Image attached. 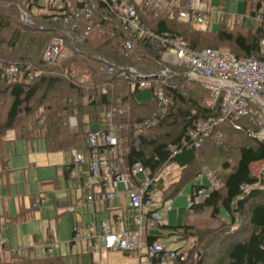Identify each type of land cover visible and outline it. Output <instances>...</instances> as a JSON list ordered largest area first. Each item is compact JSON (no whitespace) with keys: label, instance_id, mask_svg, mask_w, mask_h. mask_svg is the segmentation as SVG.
<instances>
[{"label":"trees","instance_id":"1","mask_svg":"<svg viewBox=\"0 0 264 264\" xmlns=\"http://www.w3.org/2000/svg\"><path fill=\"white\" fill-rule=\"evenodd\" d=\"M36 6V0H0V72L10 65H29L31 68V77L29 78L28 73L25 74L29 81L0 79V101H3L2 106L0 104V179L8 178L11 172L9 158L16 153L18 140L42 137L50 152H69L75 149L88 154V132L93 129L90 128L91 125H99V129L104 131H110L112 126H115L116 132L125 140L122 158L124 168H131L140 162L149 169L151 177L157 176L170 161L177 162L182 168L179 182L173 183L167 189L159 187L162 189L160 205L163 206L168 200L176 197L188 181L197 180L201 168L198 164L195 166L196 162L210 167L211 160H216L217 157L211 159L212 156L205 160V157L209 156L208 153L200 158L199 152L204 143L213 140L224 146L223 139L227 134L225 130H229L231 134L239 132L248 137L247 130L253 126L247 119H228L213 130L210 137L202 142L201 147L184 148L178 155L171 157L169 146H179L194 123L220 117L222 98L213 107L211 89L207 85L195 82L186 84L184 69L170 66L172 72L168 84L163 89L171 99L167 113L160 115L152 89V100L138 103L136 95L140 91L133 87L132 79L124 77L119 70L113 76H108L103 71V63L96 55L103 60L113 58L143 73L163 69L158 52L149 53L146 43L139 41L137 45L142 54V66L136 58L124 57L120 52V45L104 37H93L78 44L79 51L72 50L61 64L51 65L44 59L45 51L49 41L58 35L57 31L61 27L57 23L49 22L48 16L38 14ZM23 12L27 14L29 21H24ZM148 26L157 33L180 37L193 49L218 50V47L228 46L226 48L232 57H256L264 60V52L261 49L264 27H258L255 32H241L237 27L230 31L224 24L217 31H209L189 22L176 20H162ZM37 71H41L39 76H35ZM178 79L184 80L181 88L177 84L180 82ZM104 85L107 86V91H104ZM206 97H211L210 102ZM110 104H118L124 109L123 114L116 113L109 120L105 116V110ZM71 118L77 120V133L71 131ZM86 118L88 121H85ZM141 123L144 126L138 133L135 125ZM234 124H238L240 129H235ZM123 126H128V130ZM11 132L14 133V138L8 137ZM248 140L249 143L238 147L237 161L232 167L224 159L225 146L218 148L224 156V162L217 159L220 169L215 166L214 171L222 183L223 190L212 192L203 203L188 209L194 213L210 209L213 217L225 215L233 219V222L235 210L248 216L247 228L224 237L220 248L213 255L216 256L217 264H264V173L260 177L252 170L254 163L264 161V143L252 138ZM221 167L228 171H222L221 174ZM72 168L71 163L66 167L70 176ZM86 176L85 173L80 177L83 182ZM244 185H250L252 188L245 191ZM102 191L106 193L103 186ZM42 197L45 199L43 195ZM39 208L31 204L29 210L33 212ZM19 218L20 216L16 215L7 219L5 215H0V227L2 220L4 223H11ZM163 228L179 229L175 226ZM182 228L185 229V237L197 235L198 240H203L204 235L202 236L201 232L199 234L193 227ZM74 233L75 231L73 235ZM54 240L55 237L52 236L48 241L50 243ZM155 240L157 239L149 237L147 244L150 245ZM21 255L18 250L12 252L11 261L1 264H65L63 259L57 256L34 259L27 249ZM152 260L154 264L158 263V259ZM201 263L202 261L199 262Z\"/></svg>","mask_w":264,"mask_h":264},{"label":"built area","instance_id":"2","mask_svg":"<svg viewBox=\"0 0 264 264\" xmlns=\"http://www.w3.org/2000/svg\"><path fill=\"white\" fill-rule=\"evenodd\" d=\"M36 4L35 10L38 14L48 16L49 22L57 23L61 27L57 31L58 35L49 41L45 51L44 59L49 64H61L69 53L68 47H72L75 52L79 51L78 44L93 37L110 39L120 45V52L124 57L141 60L142 54L137 45L139 41L146 43V50L151 53L158 52L163 69L141 73L135 67L117 68L114 64L100 57L99 59L105 63L104 66H111L107 72L103 70L108 76H113L115 70H119L124 77L132 79L133 87L139 90L152 89L161 116L167 113L171 104V99L163 91L168 84V74L172 72L170 66L184 69L183 75L189 81H203L211 89L213 107L222 98L220 117L194 123L179 146H169L171 157L178 155L184 148L201 147L202 142L212 134V130L228 119L247 118L253 126L247 130V136L264 143V60L256 57L235 58L211 48L193 49L180 37L157 33L148 26L162 20H176L189 22L197 27L204 25L205 30H209L208 20L211 17L224 16L219 10L215 11L211 3L200 1L197 8L194 7V0H36ZM251 12L255 23L264 27V2L254 0ZM22 17L24 21H29L25 12ZM71 25L75 26L72 29L76 32L65 31ZM30 71L29 65H10L2 69L0 79L29 81L25 74L28 73L30 78ZM40 74L41 71L35 72V76ZM153 78L156 81L152 82ZM103 89L107 91V86L104 85ZM120 109L118 104H110L105 110V116L111 120L114 114L124 112ZM143 126V123L135 125L138 133L142 131ZM234 127L240 129L238 124H234ZM111 129L89 130L88 154L75 149L69 151V160L73 165L71 175L75 178L85 173L87 175L83 185L88 191V202L93 201L92 191L95 183L100 182L106 189V200L115 198L119 182L130 183L126 191L133 211L132 222L135 228L130 231L111 230L107 222L102 223L104 246L122 252L144 250L151 256L150 259L156 258L160 264H172V260H182L184 254L180 255L181 251H187L185 247L189 241L180 249L170 250L158 240L150 245L141 240L144 238V226L141 225L143 218L147 216L148 225L155 227L162 217L161 210L171 209L168 203L160 205L161 193L162 189H167L179 180L181 167L177 162L170 161L155 177H151L149 169L140 162L131 168H124L122 158L125 140L116 132L115 126ZM131 178L136 179L138 183H131ZM221 185L216 172L208 166H203L197 176V184L189 196L188 207L203 203L206 197L218 191ZM243 188L252 187L244 185ZM32 201L33 207H40L45 199L42 195H37ZM74 231V239H80L82 230L75 227ZM55 242L56 240L40 246L49 255ZM2 244L0 237L1 247ZM18 253H25V249H19ZM2 260L0 254V263Z\"/></svg>","mask_w":264,"mask_h":264},{"label":"crops","instance_id":"3","mask_svg":"<svg viewBox=\"0 0 264 264\" xmlns=\"http://www.w3.org/2000/svg\"><path fill=\"white\" fill-rule=\"evenodd\" d=\"M211 1L214 3L215 0ZM217 1L219 3V0ZM235 1L238 5L242 3L243 7L238 8L234 14L218 9L224 16L217 14L218 16L211 17L208 20L209 31H217L224 24L230 31L237 27L241 32H255L258 27H263L257 25L252 17L254 0ZM222 2L225 3L227 0L220 1ZM199 28L205 29V26ZM263 44L264 39L261 42L262 50ZM139 91L136 95L138 103L152 100L151 89ZM72 119L75 122L74 127L71 124V131L77 133V120ZM85 121H88V118ZM90 128L99 129L100 126L94 124ZM14 136L13 133L9 138ZM70 162L69 152L48 151L42 137L16 142V153L9 158L11 172L8 178L0 179V215H5L7 219L16 215L20 218L11 223H4L2 220L0 227L4 249L0 253L2 261L9 263L12 252L28 248L34 258L45 259L57 256L61 257L65 264H154L152 259L146 258L139 252H122L104 246L101 235L102 223L107 222L111 230L130 231L135 228L132 222L133 211L126 191L130 183L119 182L118 191L112 200H106V193L102 191L101 183H95L93 201L88 202V191L84 188L82 179L67 174L66 167ZM131 181L138 183L134 178H131ZM196 184L197 180L185 184L190 188L188 199ZM37 195H43L45 202L39 209L31 212L29 209L33 197ZM174 199L175 197L167 201L171 209L161 210L162 217L155 227L148 225L147 216L143 218L145 244L149 237H154L170 250L180 249L187 244L188 240H185L183 235L185 229L182 227H192L189 215L195 213L188 210V199L187 208L173 206ZM22 214L24 215L21 216ZM88 216H91L90 221ZM30 223L33 225L32 230L28 226L23 227ZM62 225L69 231V238L63 241L60 235ZM162 226H175L179 229L173 230ZM75 227L82 230V237L78 240L74 239L73 235ZM52 236L55 237L56 242L52 246V253L47 255L40 244L53 243L54 241L50 243L48 241Z\"/></svg>","mask_w":264,"mask_h":264},{"label":"rangeland","instance_id":"4","mask_svg":"<svg viewBox=\"0 0 264 264\" xmlns=\"http://www.w3.org/2000/svg\"><path fill=\"white\" fill-rule=\"evenodd\" d=\"M200 1H203L204 3L205 2L211 3V5L215 11H217L218 9H221V10H223L229 14L230 13L234 14L238 11V8L241 9L243 7L242 3L238 5V2L235 0H227V2H225V3L224 2L220 3V1H222V0H219V3L217 0H215L214 3H212L211 0H194V7L195 8L200 6ZM73 27H75V26L71 25L68 29H65V31L76 32V30L73 31V29H72ZM226 47H228V46L218 47L219 48L218 50H220L224 53H227L228 55H231L229 49ZM72 50H73L72 47H68L69 52ZM148 52L151 53L150 51H148ZM96 57L98 59L99 55H96ZM137 60H138V63L141 65L142 60H139V59H137ZM105 61L110 62L111 64H114L117 68L118 67L121 68L122 66H125V64L119 63V61L113 60V58L111 60H105ZM103 64H105V63H103ZM106 65L107 66H104V65L102 66V68L105 72H107V70L109 68H111V66H109L108 64H106ZM143 66H144V64H143ZM116 72H117V70H115L114 74ZM141 73H143V72H141ZM168 75L170 76V74H168ZM186 79H185L186 84L188 82H190V83L195 82V83L204 84V83L198 82V81H189L188 79L186 81ZM177 81H180L177 84L181 88L184 80L178 79ZM192 88L193 87H190V89H192ZM206 100H208L210 102L211 97H206ZM212 101H213V98H212ZM1 103H3L2 100L0 101V104ZM208 104H210V103H208ZM1 106H2V104H1ZM120 110L124 111V109H122V108ZM119 114H123V113H119ZM245 119H247V118H245ZM74 122H75V120L71 118L72 127H74ZM123 127H124V129L128 128V126H123ZM225 131H227V134L224 136L225 138L223 139L225 142V145H224L225 148H223V152H224L223 155L225 156V158L223 155L220 154L219 149H218L219 147H224V146H222V143H219L221 141H218L219 144H217L213 140H208L209 142L208 143L206 142V144L204 143L203 147L200 149L201 151L199 152V154L201 153L200 158H203L201 156L205 155L206 153L209 154V156L205 157V160H209L210 156H212L211 159H214L215 157H217V158H215L216 160H211V164H210L211 166L209 165L210 167H212L213 171L215 170L214 169L215 166L217 167L216 169H218V168L220 169V165H219L218 160L224 162L223 158L225 159V161L229 162L230 167L234 166L236 164V161H237V156H238L237 149H238V147L243 143L244 144L249 143V140H248L249 136L245 137V135H242L238 131H237L238 133H232V134L229 130H225ZM212 133H213V130H212ZM12 135H13V133L11 132L8 134V137H10ZM197 164H198V166H200L201 170L203 169V166H207V164H203V163L201 164L199 162H196L195 166H197ZM221 169H222L221 171L219 170L221 172V174H222V171H223V173H226L228 171L226 169H223L222 167H221ZM252 170H253L254 174H256L257 176H260V177L263 176L262 173L264 172V161L254 163L252 166ZM181 173H180L179 180L181 179ZM179 180H178V182H179ZM167 188H170V185ZM222 188H223V186L221 185V188L218 191H222L223 190ZM248 190L249 189H245V191H248ZM189 191H190L189 186L188 187L184 186L182 191L173 200V206H175L176 208H177V206H181V207L184 206V208H187L186 204H187ZM234 214H235L234 222H233V219H230L227 216L224 217V216L219 215V216L213 217L210 209H206V210H203L202 212L195 213V215H192V214L189 215L190 223L192 224V227L197 232H199V234L201 232V235L202 236L204 235L205 237L203 236V240L200 241L197 239V235L196 236L195 235H189V236L187 235L188 237H185V240L189 241V242L187 241L188 244L185 247L187 249V251H181V254H180V255L184 254V258L182 260L181 259L172 260L173 261L172 264H179L178 261H181V263H184V264H199L200 261H202L201 264H217L216 256H213V255H215V253L220 248L221 242L224 240V237L229 236L233 233L237 234L239 229H241L240 231H242L243 229L247 228L248 216L242 215L241 212L238 213V210H235ZM90 220H91V216H88V221H90ZM44 223H46V221ZM141 225H143V221L141 222ZM27 226L30 228V230L33 229L32 223L27 224V225L25 224L23 227H27ZM79 227H81V221H79ZM65 228H66V226H63V225L60 226V235L62 237L61 238L62 241L69 238V231L67 228L66 229ZM209 231L210 232L212 231L213 233L211 232L210 234H207V233H209ZM228 231H230L231 233ZM245 234H246V231L243 232V236ZM183 238H184V236H183ZM141 240L144 241V238H141ZM3 250L4 249L0 246V252L1 251L3 252ZM139 253H141L142 255H144L148 259L151 258V256L148 255L147 251L143 250V251H140ZM32 258H34V257H32ZM34 259H37V258H34ZM158 264H160L159 261H158Z\"/></svg>","mask_w":264,"mask_h":264},{"label":"bare ground","instance_id":"5","mask_svg":"<svg viewBox=\"0 0 264 264\" xmlns=\"http://www.w3.org/2000/svg\"><path fill=\"white\" fill-rule=\"evenodd\" d=\"M151 81L154 82V81H156V79L153 78ZM178 143H179V142H178ZM22 239H23V238H22ZM27 249H28V248H27Z\"/></svg>","mask_w":264,"mask_h":264}]
</instances>
